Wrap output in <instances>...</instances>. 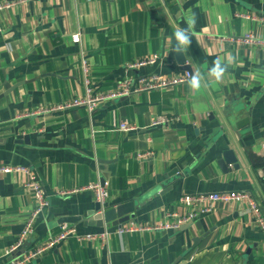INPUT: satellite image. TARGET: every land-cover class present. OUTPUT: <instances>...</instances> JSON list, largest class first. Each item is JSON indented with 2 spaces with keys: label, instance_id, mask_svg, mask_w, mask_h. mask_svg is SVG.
<instances>
[{
  "label": "crops",
  "instance_id": "obj_1",
  "mask_svg": "<svg viewBox=\"0 0 264 264\" xmlns=\"http://www.w3.org/2000/svg\"><path fill=\"white\" fill-rule=\"evenodd\" d=\"M193 15L195 35L180 63L173 32ZM261 17L264 0H27L0 11V163L29 166L49 202L21 248L69 224L108 232L106 242L65 238L26 264H264V235L244 202H214L178 229L120 234L110 222L89 224L97 202L86 188L105 186V209L133 201L125 224L161 222L184 210L183 193L211 191H248L264 215V44L229 40L249 32L264 40ZM153 53L152 65L124 66ZM229 55L217 83L207 70ZM81 58L95 94L126 75L185 70L204 73L206 87L197 92L186 81L108 99L92 112L42 113L85 93ZM159 116L170 120L153 125ZM242 118L248 123L238 128ZM227 149L238 166H220ZM23 177L0 174V264L36 206Z\"/></svg>",
  "mask_w": 264,
  "mask_h": 264
},
{
  "label": "built area",
  "instance_id": "obj_2",
  "mask_svg": "<svg viewBox=\"0 0 264 264\" xmlns=\"http://www.w3.org/2000/svg\"><path fill=\"white\" fill-rule=\"evenodd\" d=\"M25 1L27 0H0V11L7 9L16 3ZM260 20L264 21V17H261ZM1 31L2 28L0 26V32ZM71 39L74 42L79 41V33L72 34ZM229 40L238 44H264V40L258 39L257 36H255L251 32L246 33L243 36L230 37ZM157 60L158 54L153 53L148 56H143L141 58L126 62L124 66L127 70H131L133 68H139L141 66L152 65ZM81 68L83 72V85L85 87V93L81 96L77 95L72 100L43 107L40 110L42 113L52 112L56 110H65L77 106H85L88 112H92L95 108H97L100 103L105 100L126 96L130 93H135L139 91L170 87L172 85L188 81L192 74L189 70H185L182 73L176 75L158 73L141 75L140 77H132L130 75H126L120 80H118L114 88L108 90L105 93L95 94L93 93V89L91 87L90 76L88 74L89 68L84 58H81ZM169 120V117L159 116L153 120L152 124L155 125L166 123ZM133 128L134 126H130L126 123L120 124L121 130H130ZM149 153H151V151L139 153L138 156L142 158L147 156ZM10 172H20L23 174V186L33 192L36 201V206L34 207L29 218L27 219L25 226L21 234L18 236L16 242L5 250V264H26L30 260L36 258L46 249L54 246L59 241L68 237H73L79 241L96 239L101 240V242L107 241L108 232L106 230H102L100 232L86 231L79 233L74 225L69 224L62 226L56 234L50 235L45 240L35 243L33 246L27 248L26 250H24L22 255L16 256L15 252L22 247L27 237L32 234L36 218L43 210V208L49 205V202L36 174L32 171L29 166L0 163V174H6ZM86 188L94 191L96 202L100 203L102 208H105L104 203L107 194L105 186L99 183H94L90 184L89 186H86ZM65 192L66 191H62L61 193ZM217 201L244 202L248 206L249 210L254 214L256 222L264 235V215L261 211L257 199L254 197L253 194L248 191H211L183 193L178 199L179 204L184 207V210L182 212H178L175 210L167 211L165 212L164 218L161 220V222H156L153 224H120L117 227V232L122 234L123 232L127 231L145 229H178L182 224L190 222L200 217L201 215L209 212L214 202Z\"/></svg>",
  "mask_w": 264,
  "mask_h": 264
},
{
  "label": "water",
  "instance_id": "obj_3",
  "mask_svg": "<svg viewBox=\"0 0 264 264\" xmlns=\"http://www.w3.org/2000/svg\"><path fill=\"white\" fill-rule=\"evenodd\" d=\"M178 53L180 54L181 52ZM180 56V63H184V57L182 56V54H180ZM230 122V120H226V124L232 126ZM246 123H248V118H242L236 121L235 125L238 128H241ZM219 164L222 168H224V166L227 164H232L235 167L238 166L236 156L232 149H227L223 151V158L219 161ZM134 209L135 207L133 201L119 203L107 209L102 208L101 204L97 202L95 204L94 209L90 210L87 213L89 216H91V222H89V224H97L98 226H103L105 223L110 222L112 224L120 225L121 223L127 222L130 217L134 216ZM24 247H26V244L23 246V248L18 249L15 252V255L16 253L19 254L20 252L24 251Z\"/></svg>",
  "mask_w": 264,
  "mask_h": 264
},
{
  "label": "clouds",
  "instance_id": "obj_4",
  "mask_svg": "<svg viewBox=\"0 0 264 264\" xmlns=\"http://www.w3.org/2000/svg\"><path fill=\"white\" fill-rule=\"evenodd\" d=\"M195 16L193 15L186 21L187 27H177L173 32V37L176 41L174 51L185 52L191 44L192 38L195 35ZM234 57L229 55L227 61L217 58L212 66L207 70V76L212 78L215 82L219 83L224 78L228 71L229 66L233 62ZM188 87L191 90L199 92L205 84V74L199 71H195L191 74L190 79L187 81Z\"/></svg>",
  "mask_w": 264,
  "mask_h": 264
}]
</instances>
